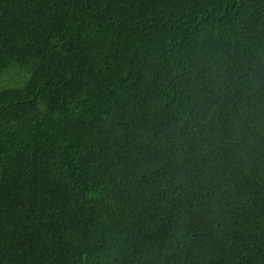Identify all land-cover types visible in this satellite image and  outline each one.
I'll use <instances>...</instances> for the list:
<instances>
[{
	"label": "trees",
	"instance_id": "1",
	"mask_svg": "<svg viewBox=\"0 0 264 264\" xmlns=\"http://www.w3.org/2000/svg\"><path fill=\"white\" fill-rule=\"evenodd\" d=\"M0 264H264V0H0Z\"/></svg>",
	"mask_w": 264,
	"mask_h": 264
}]
</instances>
